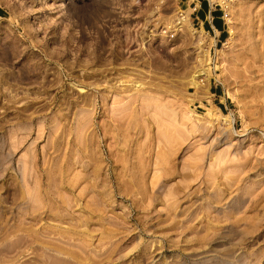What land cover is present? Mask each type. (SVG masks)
<instances>
[{
    "label": "rangeland",
    "instance_id": "obj_1",
    "mask_svg": "<svg viewBox=\"0 0 264 264\" xmlns=\"http://www.w3.org/2000/svg\"><path fill=\"white\" fill-rule=\"evenodd\" d=\"M212 3L0 0V264H264V0Z\"/></svg>",
    "mask_w": 264,
    "mask_h": 264
},
{
    "label": "crops",
    "instance_id": "obj_2",
    "mask_svg": "<svg viewBox=\"0 0 264 264\" xmlns=\"http://www.w3.org/2000/svg\"><path fill=\"white\" fill-rule=\"evenodd\" d=\"M193 4L198 7V12L191 16L195 24L209 31L219 38V41L226 38L227 31L222 18V11L219 7H214L212 0H183V8L191 10Z\"/></svg>",
    "mask_w": 264,
    "mask_h": 264
},
{
    "label": "built area",
    "instance_id": "obj_3",
    "mask_svg": "<svg viewBox=\"0 0 264 264\" xmlns=\"http://www.w3.org/2000/svg\"><path fill=\"white\" fill-rule=\"evenodd\" d=\"M213 4V6L214 7H219L220 9H221V11H222V18H223V22H224V25H225V27L227 26V24H228V18H229V14L226 12V10L224 9V7H223V5L224 4H219V3H212ZM198 7H197V5L196 4H193V7H192V9L190 10L191 11V13L189 14V15H187V12L188 11H186V10H181L180 11V13H179V17H178V19H179V21H178V25H181V22H183L184 20H192V18H191V16H194L197 12H198ZM192 25L193 26H195V25H197V24H195L194 23V21L192 20ZM199 26V25H198ZM200 27V26H199ZM201 29H203L202 27H200ZM204 30V29H203ZM204 32L206 33V34H208V35H210V36H214V38L216 39V44H215V46L217 47L218 45H219V43H220V41H219V38L218 37H216L214 34H212L211 32H209V31H205L204 30Z\"/></svg>",
    "mask_w": 264,
    "mask_h": 264
},
{
    "label": "bare ground",
    "instance_id": "obj_4",
    "mask_svg": "<svg viewBox=\"0 0 264 264\" xmlns=\"http://www.w3.org/2000/svg\"><path fill=\"white\" fill-rule=\"evenodd\" d=\"M189 20V19H188ZM182 23H184V24H188L189 22H187V19L186 20H184L183 22H181V25H182ZM252 50V49H251ZM251 50L249 51V52H251ZM253 51H256L255 49L253 50ZM248 51L246 52V54H245V56L243 57V58H241V59H243V61H245V60H249V59H251V58H253L255 55H252V53L254 54V53H256V52H252V53H249ZM253 56V57H252ZM252 60V59H251ZM250 60V62H252ZM246 62V61H245ZM255 62V61H254ZM247 63H249V62H247ZM250 65V64H249ZM253 65V64H252ZM251 66V65H250Z\"/></svg>",
    "mask_w": 264,
    "mask_h": 264
}]
</instances>
